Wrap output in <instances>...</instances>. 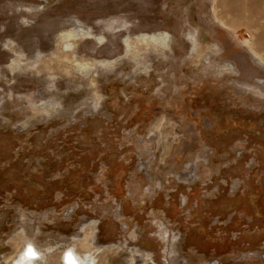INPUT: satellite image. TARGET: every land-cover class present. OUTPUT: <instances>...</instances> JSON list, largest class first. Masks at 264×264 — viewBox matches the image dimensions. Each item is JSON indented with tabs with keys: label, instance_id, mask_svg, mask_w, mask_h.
<instances>
[{
	"label": "rangeland",
	"instance_id": "obj_1",
	"mask_svg": "<svg viewBox=\"0 0 264 264\" xmlns=\"http://www.w3.org/2000/svg\"><path fill=\"white\" fill-rule=\"evenodd\" d=\"M68 250L264 264V0H0V264Z\"/></svg>",
	"mask_w": 264,
	"mask_h": 264
},
{
	"label": "bare ground",
	"instance_id": "obj_2",
	"mask_svg": "<svg viewBox=\"0 0 264 264\" xmlns=\"http://www.w3.org/2000/svg\"><path fill=\"white\" fill-rule=\"evenodd\" d=\"M260 25V24H259ZM63 37H60V40L62 39L63 42V50H64V56L65 59L63 62H66L68 65H74V66H79L80 63L78 62V59H76V57H74L73 52L75 51V43L78 40L77 36L74 33H64L62 34ZM143 39L151 41L153 43H161V45H164L167 43L168 40V36L164 33L161 35H151V36H143ZM60 42V41H58ZM62 45V43H61ZM77 45V44H76ZM73 54L71 57L70 55ZM70 54V55H69ZM29 247L25 249V257L26 259H29V263L33 262L34 259L36 258L37 254H39V252L36 250V248L34 246L28 245ZM67 254V257L65 259V255ZM65 253V255L63 256V260L65 264H81L83 261V264H91L89 260H86L84 258H80L78 254H76L75 252H73L72 250H68ZM26 254L29 256H26ZM34 257V258H32ZM37 259V258H36ZM24 262V261H23ZM33 264V263H32Z\"/></svg>",
	"mask_w": 264,
	"mask_h": 264
},
{
	"label": "clouds",
	"instance_id": "obj_3",
	"mask_svg": "<svg viewBox=\"0 0 264 264\" xmlns=\"http://www.w3.org/2000/svg\"><path fill=\"white\" fill-rule=\"evenodd\" d=\"M26 256H28V255L26 254ZM28 258H29V256H28ZM32 258H34V257H32ZM29 259H30V258H29ZM29 259H28V260H29Z\"/></svg>",
	"mask_w": 264,
	"mask_h": 264
}]
</instances>
